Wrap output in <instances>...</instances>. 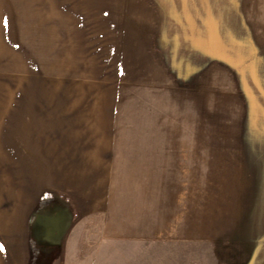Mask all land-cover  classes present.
Returning <instances> with one entry per match:
<instances>
[{
    "label": "rangeland",
    "instance_id": "1",
    "mask_svg": "<svg viewBox=\"0 0 264 264\" xmlns=\"http://www.w3.org/2000/svg\"><path fill=\"white\" fill-rule=\"evenodd\" d=\"M26 152L92 172L96 202L39 206L31 264H264V0H0L10 200Z\"/></svg>",
    "mask_w": 264,
    "mask_h": 264
},
{
    "label": "crops",
    "instance_id": "2",
    "mask_svg": "<svg viewBox=\"0 0 264 264\" xmlns=\"http://www.w3.org/2000/svg\"><path fill=\"white\" fill-rule=\"evenodd\" d=\"M48 118L50 121H48ZM28 119L31 120L30 117ZM42 120H44L41 121L43 123V129L47 130L51 128L53 132L59 134V131H56V129H59V126L54 122L55 117H45ZM32 123L34 122L32 121ZM25 128L22 132L18 133L19 137L17 140H21L22 138L29 139V130L32 126L28 125ZM60 130H63V128L60 127ZM59 135L62 138L65 136L62 132ZM57 137L59 136H55L54 138L57 139ZM56 145L58 146V144ZM56 152L58 153V157H53V160H62L60 156L63 150L59 151L56 148ZM26 153H24L25 158H29L35 162L29 165L24 163L21 172H12L14 182L15 180L17 182V189L15 191L17 193L16 199L10 200L2 191L3 189H9L11 187L6 188L0 186V264H31V224L37 226L39 221L42 220L45 228L47 226L45 214L42 211V213L39 212V206L44 209H58L57 211L61 212V214H64L65 210L71 208L69 206H72L75 209L78 220H82L87 214H90L91 208L96 203L91 204L90 199L86 196L88 192L86 178L92 172H65V168L61 167L60 164L51 166L40 155L35 157L32 153ZM59 166L61 168H58ZM184 188V192L189 195L196 194L198 191V187L195 185H187ZM158 192L159 189L155 191V193ZM193 199V197H189L184 201V207H188ZM152 203L154 206L158 204L161 207L160 203L163 204V200L156 196ZM196 209V206L192 207L190 215ZM206 213L208 216L209 213ZM46 215H49V213H46ZM146 215L147 218H152V220H159L161 216L159 213L157 215L154 213L150 215L149 211L144 210L142 212L143 220H145ZM193 215L197 217V211ZM213 216L218 217V214L212 213L211 217ZM58 220L60 218H57V221H53V224H60ZM160 222L161 220H159V224ZM194 223L195 219L189 225ZM41 233L49 235L47 231H41ZM155 233H160L158 228L155 229ZM225 233L221 232V235ZM190 235L182 234L181 236L186 238Z\"/></svg>",
    "mask_w": 264,
    "mask_h": 264
},
{
    "label": "snow or ice",
    "instance_id": "3",
    "mask_svg": "<svg viewBox=\"0 0 264 264\" xmlns=\"http://www.w3.org/2000/svg\"><path fill=\"white\" fill-rule=\"evenodd\" d=\"M190 2H191V3H196L197 0H181V3H183L185 7H187V5H188ZM199 2H200V3H208L209 0H199Z\"/></svg>",
    "mask_w": 264,
    "mask_h": 264
}]
</instances>
